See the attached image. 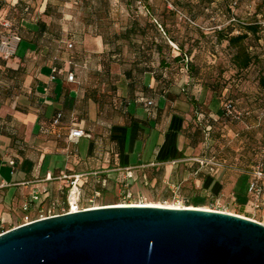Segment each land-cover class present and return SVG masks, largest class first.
I'll list each match as a JSON object with an SVG mask.
<instances>
[{"label":"crops","instance_id":"1","mask_svg":"<svg viewBox=\"0 0 264 264\" xmlns=\"http://www.w3.org/2000/svg\"><path fill=\"white\" fill-rule=\"evenodd\" d=\"M26 2L0 0V17L13 20L21 36L12 58L0 56V184H8L1 191L14 189L24 200L35 187H49L51 196L57 197L63 181L38 182L51 173L54 177L85 174L89 185L105 192L109 187L120 188L122 170L129 167L135 181L153 187L240 191L238 181L247 178L248 189L255 165L246 166L250 175L237 178L225 172V167L212 173L196 162L214 159L225 166L226 161L215 137L211 131L206 136L198 119L203 113L198 104L209 101L206 89L200 88L197 94L180 81L161 92L152 72L131 79L120 70L102 71L107 46L102 37L90 34L78 47L81 53L92 55L90 66L77 73L76 82H69L67 25L51 23L44 14L46 1L38 14L29 17ZM40 19L45 26L39 24ZM82 59L78 56V61ZM56 66L63 72L52 80ZM141 93L155 100L157 117H149L148 109L136 101ZM60 111L62 121L54 127L52 121ZM73 124L91 137L70 143L67 137ZM4 166L9 173H3ZM104 179L105 187L98 184ZM12 210L1 205L0 215L6 221L20 219Z\"/></svg>","mask_w":264,"mask_h":264},{"label":"rangeland","instance_id":"2","mask_svg":"<svg viewBox=\"0 0 264 264\" xmlns=\"http://www.w3.org/2000/svg\"><path fill=\"white\" fill-rule=\"evenodd\" d=\"M25 1H29L25 4L33 10L31 18L38 14L45 1L51 6V23L67 25L65 48L73 53L85 35L102 34L109 39L114 33L124 31L135 20L147 33L145 36L139 34L134 37V43L142 46L143 42H151L153 38L160 41L157 32L149 24H166L171 33L169 35L176 37L185 51L192 50L190 59L198 69V76L189 77L181 62L172 61L169 75L175 77L176 82L183 81L186 85H191L194 93L197 91L200 94V88L208 91V94L204 93L207 95L206 99L211 101L203 104V107L207 114L215 115H211V119H216L213 131L218 136V152L224 157L223 160L226 159L225 172L241 178L247 175L248 164L256 165L260 162L264 167V30L256 35L250 34L246 40L249 51L257 60L243 70L236 68L233 63L235 49L229 47L227 41L218 39L220 29L232 30L233 34H238L242 31L243 23L264 21V0H239L235 7L232 6L233 0ZM162 36L165 37L163 34ZM68 43H73L74 47L69 48ZM119 43L122 47L121 55L116 60H119V64L129 66L136 59L135 49L125 41ZM165 55L168 60H172L179 55V51L172 48L169 53L165 51ZM159 60L158 54L154 53L149 65L158 67ZM207 83H215L217 91L210 90ZM229 99L244 113V118L234 120L222 117L223 105ZM3 173H9V168L4 166ZM235 181L236 179L233 182ZM240 181V191L221 189L207 193L182 188L179 198H175L169 185L153 187L149 183L134 180L132 198H124L120 188L109 187L93 203L88 197L83 199V203L87 206L120 203L201 206L231 212L264 224V195L262 207L255 209L247 193V178ZM0 196V206L7 209L12 207L15 216L23 215V199L16 195L14 189L0 190ZM36 216L38 211H34V217ZM19 220H7L6 228H14Z\"/></svg>","mask_w":264,"mask_h":264},{"label":"water","instance_id":"3","mask_svg":"<svg viewBox=\"0 0 264 264\" xmlns=\"http://www.w3.org/2000/svg\"><path fill=\"white\" fill-rule=\"evenodd\" d=\"M0 264H264V224L198 208L101 206L11 228Z\"/></svg>","mask_w":264,"mask_h":264},{"label":"trees","instance_id":"4","mask_svg":"<svg viewBox=\"0 0 264 264\" xmlns=\"http://www.w3.org/2000/svg\"><path fill=\"white\" fill-rule=\"evenodd\" d=\"M234 2H236L235 5H233ZM238 2L239 0H233L232 6L233 7L237 6ZM25 8H26L25 10L26 14H31L30 6L26 5ZM50 8L51 6L49 7L47 5L46 10L44 12L45 16L49 17L52 15ZM30 16L31 15H29V17ZM9 20L12 21L14 29L17 32L15 22L11 19ZM38 22L42 26L46 25V22H44L41 19ZM243 24L244 26H242V31H240L238 34H233L232 30L227 31L226 29H220V31H218L219 41H223V40L227 41L228 46L235 49V54L233 56V63L236 68L241 70L248 68L252 63H254L257 60V57L249 51V48L245 43L246 40L248 39L250 34L256 35L260 31L262 32L264 30V21L262 20H255L254 22L243 23ZM149 26L150 28H152L157 32L158 34L157 37L158 39H160V41H157L156 38H153L151 42L148 41L143 42L142 45L143 47L138 46L133 41V38L136 37L137 35L141 34L142 36H145L147 33L145 29L139 27V22L137 20L132 21L124 31H121L120 33H114V35L109 39L102 34H96L103 38L104 44L107 46V50L102 54V63L104 66L102 71L120 70L126 75V77L131 79L138 78L141 74L145 72H152L155 76L156 83H158V88L160 89L161 92H166V90H168L172 85L178 83L176 82L175 77H171L169 75L170 74L169 70L171 68L172 61L177 63L181 62L183 67L187 69L189 77L198 76V69L194 67L195 65L190 59V56L192 55V50L188 49L185 51L183 44L179 43L176 37L169 35L171 33L170 30L167 28L166 24L157 26L156 24L150 23ZM162 34L165 37H163ZM120 41L127 42L130 46H133L135 49L136 59L129 66L128 64H119L117 62L119 60H116L117 56L121 55L122 47L119 43ZM78 47H76V51L74 53L73 51H69V59H68V64L70 66L69 70L74 71L75 75H77L79 71L87 69L90 66L92 59V55L86 54L84 52L81 53L80 52L81 49L79 50ZM172 48L174 50H178L179 55L173 57L172 60H168L167 56L165 55V51L169 53L172 51ZM154 53H157L160 58L158 67H151L149 65L151 61V57L153 56ZM78 56H83V59L81 61H78ZM53 69L56 70V75H59L60 73L58 72L62 71V69H60L58 66L54 67ZM206 86L213 92L217 91V87L215 83H210V84L207 83ZM135 98L138 103L144 105L148 109L149 117L155 118L158 116V107L154 99H150L146 97L144 93L138 94ZM148 101H152L153 105L147 106ZM228 102H232L236 107L235 102L231 99L227 100L224 103V105ZM198 109L200 110L199 112H203V114L205 115L202 121L203 126L204 127L211 126L210 136L213 135L215 137L214 141L218 144V138H217L218 136L214 135V131H213L215 126L214 123L216 119L215 120L211 119V115L205 112L203 105L198 104ZM222 117L225 119H233L231 117L226 116L224 113L222 114ZM196 125L198 129L201 130L200 125L198 124ZM101 181L98 184H101ZM82 190H83L84 198L86 197L89 198L95 193L97 189L95 188V185H89V179H88V181L83 184Z\"/></svg>","mask_w":264,"mask_h":264},{"label":"built area","instance_id":"5","mask_svg":"<svg viewBox=\"0 0 264 264\" xmlns=\"http://www.w3.org/2000/svg\"><path fill=\"white\" fill-rule=\"evenodd\" d=\"M236 2L233 3L235 5ZM21 41L20 35L15 31L13 23L5 17H0V56L6 59L12 58L17 51L18 45ZM68 47L72 48L73 43H68ZM176 47V46H175ZM63 71H59L61 73ZM58 75H56V70L53 69V74L51 79L56 80ZM67 80L69 82H76V75L74 71L67 70ZM153 102L148 101L147 106H152ZM223 113L235 120H241L244 117V113L239 111L232 102H228L224 105ZM204 114L199 113V121H203ZM63 118V113L58 112L52 121L54 127L60 125ZM211 131V126L205 127L206 136H209ZM82 137H91L90 134H87L83 129L72 125L69 134L68 141L70 143H76ZM196 162L200 164L201 167H208L209 171L214 173L218 169L225 167L224 164L220 161L214 159H196ZM11 166L14 167L15 161L11 160L9 162ZM122 177L120 180V191L123 193L124 198H132L133 192V182H134V172L131 167L125 168L122 170ZM15 170H12L14 174ZM85 174H74V175H61L59 177H54L51 173H48L43 179L38 180V182H49V181H63V184L58 188V196L52 197L49 187H35L32 192L23 200L22 211L23 215L19 220V225H24L31 223L35 220L48 218L52 216L63 215L67 213H75L83 210L93 208L95 206H87L83 203V184L86 182ZM264 167L257 163L252 172V178L248 183L247 193L250 197L252 206L255 209H260L263 205V195H264ZM30 183V182H29ZM103 186L107 185V180L104 179L101 181ZM27 183H20L24 185ZM8 186L7 183L2 182L0 188ZM171 191L175 198H179L181 193L180 186H171ZM102 196L101 190H96L95 193L89 197L91 203L95 199ZM34 211H38V216L34 217ZM6 220L0 215V235L10 230L6 228ZM15 226V227H16Z\"/></svg>","mask_w":264,"mask_h":264},{"label":"bare ground","instance_id":"6","mask_svg":"<svg viewBox=\"0 0 264 264\" xmlns=\"http://www.w3.org/2000/svg\"><path fill=\"white\" fill-rule=\"evenodd\" d=\"M109 205H113V206H150V207H167V208H176V209H182V208H198V209H204V210H212V211H219V212H225L222 210H217V209H211V208H207V207H201V206H182V205H173V204H163V203H146V204H135V203H128V204H109ZM95 207H101V206H95ZM93 207V208H95ZM227 213H231V212H227ZM234 214V213H232ZM237 215V214H236ZM245 217V216H242ZM247 218V217H246ZM251 219V218H250ZM254 220V219H252ZM257 221V220H256Z\"/></svg>","mask_w":264,"mask_h":264}]
</instances>
